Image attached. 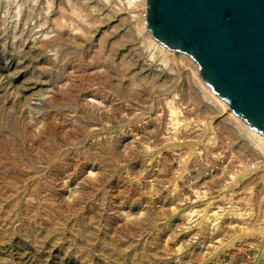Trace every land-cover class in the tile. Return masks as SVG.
<instances>
[{
	"label": "rangeland",
	"instance_id": "374dc122",
	"mask_svg": "<svg viewBox=\"0 0 264 264\" xmlns=\"http://www.w3.org/2000/svg\"><path fill=\"white\" fill-rule=\"evenodd\" d=\"M146 14L0 0V264H264V141Z\"/></svg>",
	"mask_w": 264,
	"mask_h": 264
},
{
	"label": "water",
	"instance_id": "95a60500",
	"mask_svg": "<svg viewBox=\"0 0 264 264\" xmlns=\"http://www.w3.org/2000/svg\"><path fill=\"white\" fill-rule=\"evenodd\" d=\"M146 28L264 136V0H147Z\"/></svg>",
	"mask_w": 264,
	"mask_h": 264
},
{
	"label": "bare ground",
	"instance_id": "6f19581e",
	"mask_svg": "<svg viewBox=\"0 0 264 264\" xmlns=\"http://www.w3.org/2000/svg\"><path fill=\"white\" fill-rule=\"evenodd\" d=\"M161 45H162V44H161ZM211 93H212V92H211ZM217 99H218V97H217ZM218 101H219V103H220V102L222 103V100H219V99H218ZM222 104L225 105L224 103H222ZM222 107H223V106H222ZM225 107H226V106H225ZM225 107H224V108H225ZM254 131H255V130H254ZM254 131H251V132H253V135L255 134V135L259 138V140L263 142V141H264V136L261 135V134H257V133H255ZM260 143H261V142H260ZM263 144H264V143H263Z\"/></svg>",
	"mask_w": 264,
	"mask_h": 264
}]
</instances>
